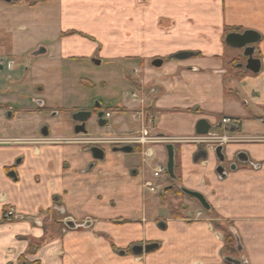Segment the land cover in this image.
I'll list each match as a JSON object with an SVG mask.
<instances>
[{
    "label": "crops",
    "instance_id": "1",
    "mask_svg": "<svg viewBox=\"0 0 264 264\" xmlns=\"http://www.w3.org/2000/svg\"><path fill=\"white\" fill-rule=\"evenodd\" d=\"M247 30L262 38L254 55L262 63L258 74L245 68L242 50L225 43L227 34ZM21 31L37 37L19 47L6 42ZM0 45V56L9 60L24 61L43 46L44 57L56 62L119 64L123 91L106 96L108 105L140 123L115 132L108 109V140L145 130L164 136L167 141L156 145L177 148L183 187L203 194L211 206L206 211L190 201L182 215L163 214L164 203L144 194L152 181L130 169L126 153L108 144L105 161L96 162L75 140L71 117L81 109L75 101L81 78L32 74L12 81L0 97V104L16 110L13 118L0 116V141L6 140L0 142V264H227L225 222L240 239L244 263L264 264V0L0 2ZM157 59L160 68L153 65ZM50 113L65 115L72 125L67 134L52 132L41 141L37 119ZM202 119L216 128L212 133L232 140L224 149L225 178L216 172L211 146L208 158L198 157L203 143L195 127ZM240 153L248 162L235 161ZM9 207L16 211L11 220L4 219ZM71 221L90 227L65 229ZM154 243L153 252L133 251Z\"/></svg>",
    "mask_w": 264,
    "mask_h": 264
},
{
    "label": "rangeland",
    "instance_id": "2",
    "mask_svg": "<svg viewBox=\"0 0 264 264\" xmlns=\"http://www.w3.org/2000/svg\"><path fill=\"white\" fill-rule=\"evenodd\" d=\"M18 24V22H17ZM36 38L37 36L33 35L30 36L25 31L18 32L16 36L13 38H8L6 42H13L18 47L21 46L25 41H31L32 39ZM5 42V40L3 41ZM5 42V43H6ZM4 45V44H3ZM235 50V49H232ZM232 52V51H231ZM0 53H3L2 45H0ZM256 55V54H255ZM62 62L59 61H53L48 59L47 57H41L38 60H33L32 62L28 59H24V61H17L14 60V64H6V69L2 70L0 72V97L6 95L7 90L11 87V82L16 79H23L24 77L28 78L32 74H38L41 75L44 72H52L57 71L63 74H73L74 76L78 75L81 80L82 84L84 80L87 82L85 84L89 85L88 87L84 86L83 90L81 91V94H77V106L81 108H86L89 104H92L94 102H103L104 109H113L110 111H114L113 118L109 120V125H111L115 132H130L133 129L139 128L138 123H140L135 116L132 114H126L124 116H121L119 112L113 107H115V104H111V106L108 105V95L114 94L115 97L118 95V93H121L123 88L120 82L119 74L123 73V69L119 66L117 63L112 62H103L101 65H95L91 61H85V60H76V61H65ZM235 65V64H234ZM13 68V69H12ZM12 70V71H10ZM121 72V73H120ZM11 75V79L7 78V75ZM7 86V87H6ZM126 91V90H125ZM128 93L131 96V92L128 91ZM9 94L12 96L13 92L11 94V91ZM126 94V93H125ZM10 95H7L11 97ZM126 99V98H125ZM38 101L44 102L41 98H39ZM45 103V102H44ZM108 111V114L111 113ZM2 118H0L1 120ZM106 119H108L106 117ZM123 119V123L121 126L118 125L119 121ZM39 121L38 123V134L40 135L41 129L44 127V125H48L51 127V130L54 134H61L65 135L69 131V127L72 125V121H69V119H66V116L63 114H59L57 117H52L51 115H44L41 119H37ZM29 126L30 128L32 127ZM12 126V124H11ZM89 134L90 136H104L107 134L108 129L102 128L97 126L94 123L89 124ZM213 130L215 131L216 128L213 127ZM212 130V131H213ZM216 133V132H215ZM142 134V133H141ZM141 134H134L130 135L128 137H137ZM153 137L151 134L149 135ZM6 142V140H1L0 142ZM110 146H116L115 144H110ZM96 145V144H95ZM155 145V146H154ZM90 146H94L93 144H90ZM103 146H108L107 144H103ZM152 146L155 149L156 152V158L155 159H149L147 162H144L143 156L139 152H134L131 154H127L128 158V165L130 169L132 167L137 168L142 173H145V180L156 182L158 187L161 188L160 191L156 194L150 193L147 189H144V194L149 198V200H155L156 202L160 201L161 203H164V205L167 208L161 207V211L163 214L173 213L174 215H182L183 211L186 209L188 202H194L197 204V206H200V204L194 200L191 199L189 196L183 194H179V196H174L170 193H166V189L171 184V179L167 175H162V178L157 180L153 174L154 170L157 167L158 164L164 163L167 165L168 156H167V150L165 145H156L152 144ZM132 161V162H131ZM132 163V164H131ZM175 174L179 181H177V185H180L183 187V181H182V163L180 161V155L178 152H176V170ZM196 206V205H195ZM201 208V207H200ZM12 209V207L5 208L4 209V219H6V214ZM203 209V208H202ZM204 210V209H203ZM54 217L56 218L57 215L55 214ZM11 220V219H8ZM222 223L221 221H219ZM63 227L67 230H73L69 228L66 224H63ZM86 225L83 226L76 225V228H84ZM222 229L224 230V240L226 237V242H229L228 238L229 235H232L231 227L230 225L225 222L223 223ZM233 236V235H232ZM115 251H119L117 248H115ZM124 252H131L130 250L124 251ZM231 257L239 259L242 264H245L243 259H241L240 254L230 255Z\"/></svg>",
    "mask_w": 264,
    "mask_h": 264
},
{
    "label": "water",
    "instance_id": "3",
    "mask_svg": "<svg viewBox=\"0 0 264 264\" xmlns=\"http://www.w3.org/2000/svg\"><path fill=\"white\" fill-rule=\"evenodd\" d=\"M3 1L8 2L10 0H3ZM261 39H262L261 35L258 32L253 31V30H247L243 33L232 32V33L227 34L226 39H225V43L230 48L242 50L244 57L247 58L245 68L254 74H258L261 71L262 63H261V60L256 59L254 57V55L256 54V51H257V44H259L261 42ZM177 58H185V56L180 55V56H177ZM95 64L100 65L101 61L100 60L95 61ZM153 65L155 67L160 68L163 65V60L157 59L154 61ZM86 115L89 116V114H86L85 112H80V113L74 115L73 119L76 122L84 123L88 119V116H86ZM102 116H103V113H100L98 117L100 119V124L104 125L105 121H103L101 119ZM81 129H83V128H80V130ZM80 130L77 129L76 132L79 133ZM212 130H213V126L205 119L199 120L196 127H195V132H196L197 136H209L211 134ZM43 135L48 136L49 133L47 131H43ZM166 150H167V156H168L167 174L171 180L177 182L178 178L175 174V170H176V148L173 144H168L166 146ZM114 151L115 152L119 151L122 153L130 154V153H133L134 148L132 146H125V147H122L120 149H116ZM199 153H200L198 155L199 158H204V159L208 158L209 152L203 150ZM92 154H93V157L97 160H102L105 157L104 151L99 149V148H96V147L92 149ZM214 154H215V156L219 162V165L216 168V172L221 178H225L226 177V168L223 166V163L226 161V155L224 153V147L218 146L214 150ZM238 158L241 162H248V156L246 153L238 154ZM234 168H236V165H233L232 169H234ZM181 190L183 191V193L185 195L189 196L192 199H195L202 206V208L204 210H206V211L211 210V206L203 194H201L200 192H196V191L186 189L184 187H181ZM66 225L71 229L76 228V224L74 221L68 222ZM87 227H90V225L87 224L86 227H84V228H87ZM236 237H237V250L239 252H243V247L241 245L240 239H239L237 234H236ZM158 247H159V245L154 243V244H148L146 246H136L133 249V251L136 255H142L144 253L153 252L156 249H158ZM227 260L231 261L232 263H236V264L241 263L239 261H236V260L230 259V258L229 259L227 258Z\"/></svg>",
    "mask_w": 264,
    "mask_h": 264
},
{
    "label": "flooded vegetation",
    "instance_id": "4",
    "mask_svg": "<svg viewBox=\"0 0 264 264\" xmlns=\"http://www.w3.org/2000/svg\"><path fill=\"white\" fill-rule=\"evenodd\" d=\"M11 1V2H10ZM10 1H8V2H6V1H3V0H0V2H2V3H4V4H7V5H9V6H17V5H19V4H21V3H25V4H27V5H29V6H31V7H33V6H37V5H40V4H46V3H48V2H51V1H53V0H10ZM72 33H70L69 35H71ZM73 35V34H72ZM47 54V51H46V49L43 47V46H39L36 50H34L33 52H32V54H30L29 56H28V59H30V60H33L32 58H40V57H44L45 55ZM244 56V55H243ZM245 58V57H244ZM15 59H17V58H15ZM247 59V58H246ZM19 60H22V59H19ZM67 61H76V60H67ZM89 61H91L92 63H94L95 64V61H98L96 58H91ZM235 63V65L236 66H238V61H235L234 62ZM6 64L8 65V64H14V60H9L8 59V57H6V56H0V72L2 71V70H4V69H6ZM96 65V64H95ZM101 65V64H100ZM2 68V69H1ZM8 79H11L12 77H11V75L9 74L8 75V77H7ZM87 81L86 80H84V82H83V85L84 86H86V87H88L89 85H87V84H85ZM38 104L40 105V106H44V102H42V101H39L38 102ZM80 112H85L86 114H89V116L88 115H86V116H88V119L84 122V123H81V122H76V121H74V119H73V116L74 115H76V114H78V113H80ZM15 113H16V110H15V108H14V105L13 104H0V116L1 115H3V116H8V115H10V118H13L14 117V115H15ZM100 113H103V116H102V120L103 121H105L104 123V125H101L100 124V119H99V114ZM107 114H108V109H104V106H103V102H94V103H92V104H89L86 108H81V109H79V110H76L75 112H73V115H72V117H71V119L73 120V122H74V127H73V132H74V134H75V136H77L78 138L77 139H75L76 141H78V142H82L83 144H85V145H87L89 148V152H90V154L92 155V157H93V154H92V149L93 148H99V149H101V150H103L104 151V159H102V160H97V159H95L94 157H93V159L97 162H99V161H105V159H106V152H107V146H103V144H107L108 145V137H107V135H108V131H107V134H105L104 136H90V134H89V129H88V127H89V124L90 123H94V124H96L97 126H99V127H102V128H106V129H108V119H106V116H107ZM49 115H51L52 116V113H50ZM80 128H83V129H81L80 130ZM77 129H79L80 130V132L79 133H77L76 131H77ZM43 131H47L48 133H49V135L48 136H44L43 135ZM145 132H146V134H148L149 135V133H148V131L147 130H145ZM51 133H52V130H51V127L50 126H48V125H44V127L41 129V131H40V138H41V141H47V139H49L50 138V136H51ZM219 134L218 133H212V137H215V136H218ZM157 137H159V138H165L164 136H157ZM210 142V141H209ZM209 142H204L203 144H202V146L200 147V150H199V152H201V151H207V147L206 146H209L210 144H208ZM90 144H93L94 146H90ZM96 144V145H95ZM112 146V145H111ZM125 146H127V145H116V146H113V151L114 150H116V149H120V148H122V147H125ZM218 147V146H217ZM216 147V148H217ZM224 147V146H223ZM134 148V151H133V153L134 152H139V153H142V147L141 146H134L133 147ZM215 148V149H216ZM224 149H225V147H224ZM213 151H214V149H213ZM115 152V151H114ZM119 152V151H118ZM198 152V153H199ZM208 152V151H207ZM117 153V152H116ZM200 154V153H199ZM198 154V155H199ZM235 161L238 163V162H240V160H239V158H238V156H236V158H235ZM226 162H227V158H226V161L223 163V166L225 167V164H226ZM177 182H175V181H173V180H171V184L169 185V187L166 189V190H170V189H172V188H174L175 186L176 187H178V188H180L181 189V186L180 185H177L176 184ZM192 199V198H191ZM195 200V199H194ZM25 264H27V263H25Z\"/></svg>",
    "mask_w": 264,
    "mask_h": 264
},
{
    "label": "built area",
    "instance_id": "5",
    "mask_svg": "<svg viewBox=\"0 0 264 264\" xmlns=\"http://www.w3.org/2000/svg\"><path fill=\"white\" fill-rule=\"evenodd\" d=\"M111 114H107V118L109 119ZM223 124H229L231 123L230 119H224L222 120ZM141 134V133H140ZM167 138H159L157 136H149L146 134L145 131L140 136L137 137H123L119 139H114V140H108V143L110 144H115V145H132V146H141L142 147V156L144 159V162H146L149 159H155V152L150 146L152 144H159L163 143L164 140ZM167 141V140H166ZM210 141V142H209ZM218 141L223 142V146L228 145L230 142H232L231 138L227 136H215V137H198L197 142L204 143V142H209L211 143L209 146H211V149H215L217 146H219ZM167 172L166 165L164 163H160L157 165L156 169L154 170V177L159 180L162 175H165ZM146 189L150 193H157L159 191V187L157 184H154L153 182H148L146 183ZM16 216V211L15 209H11L7 214H6V219H12L15 218Z\"/></svg>",
    "mask_w": 264,
    "mask_h": 264
},
{
    "label": "trees",
    "instance_id": "6",
    "mask_svg": "<svg viewBox=\"0 0 264 264\" xmlns=\"http://www.w3.org/2000/svg\"><path fill=\"white\" fill-rule=\"evenodd\" d=\"M231 31H233V30H229V32H231ZM176 152H177V148H176ZM166 193H170V194H172V195H174V196H179V194H183V191L180 189V188H178V187H174V188H172V189H168V190H166ZM232 231V230H231ZM232 233V235H229V242H226L225 240H226V237H225V251H226V254H227V258L229 259H234V260H236V261H239V259H237V258H234V257H231L230 255H237V254H242L241 252H239L238 250H237V237H236V234L232 231L231 232ZM39 247H40V244H38L36 247H35V249L34 248H32V250H31V253H34V251H36V249H39ZM239 262H241V261H239ZM227 264H236V263H232L231 261H228L227 260V262H226ZM240 264H242V263H240Z\"/></svg>",
    "mask_w": 264,
    "mask_h": 264
},
{
    "label": "bare ground",
    "instance_id": "7",
    "mask_svg": "<svg viewBox=\"0 0 264 264\" xmlns=\"http://www.w3.org/2000/svg\"><path fill=\"white\" fill-rule=\"evenodd\" d=\"M223 123V122H222ZM218 136H224V135H222V134H219ZM218 144H219V146H223V142H220V141H218ZM213 151V150H212ZM165 175H167L168 176V174H167V172H166V174ZM169 177V176H168ZM178 181H179V179H178ZM182 187V186H181ZM88 228V227H87Z\"/></svg>",
    "mask_w": 264,
    "mask_h": 264
}]
</instances>
